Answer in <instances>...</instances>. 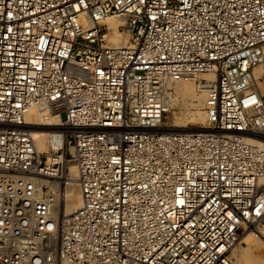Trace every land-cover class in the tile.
<instances>
[{
  "label": "built area",
  "instance_id": "obj_1",
  "mask_svg": "<svg viewBox=\"0 0 264 264\" xmlns=\"http://www.w3.org/2000/svg\"><path fill=\"white\" fill-rule=\"evenodd\" d=\"M260 65L264 0H0V264H235L264 220ZM182 80L200 131L166 130ZM33 107L59 121L55 176Z\"/></svg>",
  "mask_w": 264,
  "mask_h": 264
},
{
  "label": "bare ground",
  "instance_id": "obj_2",
  "mask_svg": "<svg viewBox=\"0 0 264 264\" xmlns=\"http://www.w3.org/2000/svg\"><path fill=\"white\" fill-rule=\"evenodd\" d=\"M104 22L110 24L112 27V32H111L112 39L114 41L120 40L121 35L119 34L117 30L119 21L116 20L115 18H107L104 20ZM255 68H254V71H255ZM263 69H264V66L263 68L256 70V75L258 76L262 72ZM203 76L210 77L211 75L207 74ZM190 82H193L195 85H193V87L190 86L189 85ZM175 86H174V98H173L174 103L173 104H177L181 108L186 107V105L188 107V104H183V103L180 104L177 101L179 103L178 104L176 102V99H175L176 90L178 93V97L179 96L180 97H189V96L192 97L194 101H196V103L192 104V106H194V108L197 109V111L193 112L192 115L194 118L201 119L203 113L200 110V107L205 103L206 91L204 89H200L197 82H194V80H182V81L177 82ZM185 117H186V114H185ZM26 119H27L29 130L33 135L34 142H35V145L38 151L51 152L52 148L60 146V144L63 141V137L57 133L58 127L53 126L54 123L59 124V121L57 118H53L52 116L46 117L44 116L43 113H41V111L33 107L27 113ZM176 119L177 120H174L175 121L174 125H171V126L165 125L166 130H169V131H200L203 128V127L189 128V129L181 130L180 128L183 127V125L181 124L182 121L179 120L181 119V116H177ZM43 149H46V150H43ZM61 160H64V158H61L60 156L50 155L49 157H47L46 167H47V170H49L50 174L54 176L56 175L58 163ZM64 162L66 161L64 160ZM66 165L68 166L67 167L68 172H67V178H66L68 182L67 184V194L68 195L66 197V200H70L67 205V211L71 212L81 205V198L79 195L78 187L75 185L76 168L73 164H70V163H67ZM55 181H57V179H55ZM258 225H259L258 223H254V224H250L249 227H247V229L245 228L244 232H242L240 236V241H238L235 244L239 246L241 243H245L244 247L241 246L243 254L239 258L240 264H264V239L262 238V236L264 237V235L262 234V232H264V227L260 229L258 228ZM236 249L237 247L235 246L231 250L235 252Z\"/></svg>",
  "mask_w": 264,
  "mask_h": 264
},
{
  "label": "rangeland",
  "instance_id": "obj_3",
  "mask_svg": "<svg viewBox=\"0 0 264 264\" xmlns=\"http://www.w3.org/2000/svg\"><path fill=\"white\" fill-rule=\"evenodd\" d=\"M263 68V65H260V66H257L255 68V71H254V75L256 77L257 80V83L262 91V93H264V76H263V73H264V69L262 70V72L257 76L256 75V70H259ZM262 77V78H261ZM261 78V79H260ZM195 82V81H194ZM192 83V84H191ZM190 86L193 87V85H195L193 82H190L189 83ZM176 87V86H175ZM176 90V88H175ZM177 97V98H176ZM175 99H176V102L178 101L180 104H188V107L186 105V107H179L177 104H173V107L171 108V110L167 113L166 117H165V124L167 126H171V125H174L175 121L174 120H177L176 117L177 116H181V124L183 125V127H181L180 129L183 130V129H189V128H201L204 126L205 124V112H204V105L205 103L200 107V110L202 111V118L199 119V118H194L192 113L197 111L196 108H194V106H192V104L196 103V101H194V99L192 97H178V93H177V90H176V93H175ZM180 100V101H179ZM177 102V103H178ZM174 103V102H173ZM178 103V104H179ZM182 109V110H181ZM186 109V110H185ZM194 109V110H193ZM180 110V111H179ZM190 110V111H188ZM179 111V112H178ZM181 112V113H180ZM186 112V113H185ZM177 113V114H176ZM185 114H186V117H185ZM183 115V116H182ZM199 116V115H198ZM189 117V118H188ZM186 118V119H184ZM48 149V148H46ZM46 149H43V150H46ZM44 154V160H45V163H46V160H47V157H49L51 154L49 152H42ZM70 164H73L72 162H70ZM66 167H68L67 165H65ZM67 171V170H66ZM264 220L261 222V224L258 225V228H262L264 227ZM247 229V228H246ZM245 230V229H244ZM244 232V231H243ZM262 234L264 235V232H262ZM262 238L264 239V237L262 236ZM239 241H240V238H239ZM237 247L236 251L233 252L232 250H230L229 252V256L230 258L233 260V262L235 264H240V260L239 258L242 256L243 254V251H242V247L245 246V243H241L239 246L235 245ZM234 246V247H235ZM242 246V247H241ZM233 247V248H234Z\"/></svg>",
  "mask_w": 264,
  "mask_h": 264
}]
</instances>
